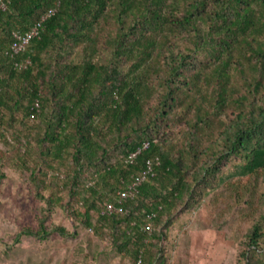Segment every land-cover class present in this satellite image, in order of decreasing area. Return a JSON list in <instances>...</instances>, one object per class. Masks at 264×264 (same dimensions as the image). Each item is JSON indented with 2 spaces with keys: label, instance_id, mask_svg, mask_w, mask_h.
<instances>
[{
  "label": "trees",
  "instance_id": "1",
  "mask_svg": "<svg viewBox=\"0 0 264 264\" xmlns=\"http://www.w3.org/2000/svg\"><path fill=\"white\" fill-rule=\"evenodd\" d=\"M0 164L43 200L23 234L90 231L87 264H183L204 204L227 264H264V0H6ZM58 208L73 230L48 225Z\"/></svg>",
  "mask_w": 264,
  "mask_h": 264
},
{
  "label": "rangeland",
  "instance_id": "2",
  "mask_svg": "<svg viewBox=\"0 0 264 264\" xmlns=\"http://www.w3.org/2000/svg\"><path fill=\"white\" fill-rule=\"evenodd\" d=\"M42 204L43 200H39L29 186L23 183L14 166L0 164V254L3 257L0 264H87L84 256L89 245L94 249L97 242L99 248L102 244L90 231L80 229L77 237H64L55 232L46 239L23 234L24 228L36 229L39 226L43 216L40 211ZM201 209L202 217L206 218L205 204ZM47 223L49 226L56 224L74 229L72 221L60 208L52 212ZM218 232L224 237L225 231L218 229ZM228 242L233 244L232 239ZM232 246L218 247L216 257L219 264H227ZM9 248L14 251L7 257L5 251ZM109 264L129 263L121 256L114 255Z\"/></svg>",
  "mask_w": 264,
  "mask_h": 264
},
{
  "label": "crops",
  "instance_id": "3",
  "mask_svg": "<svg viewBox=\"0 0 264 264\" xmlns=\"http://www.w3.org/2000/svg\"><path fill=\"white\" fill-rule=\"evenodd\" d=\"M195 214L191 223L184 225L186 232L181 233L183 245L188 250L183 264H212V262L217 264L219 262L216 257L218 247L220 245L231 247L233 244L228 242L231 239H228L225 233L222 237L217 229L209 225L206 218L199 219L197 213ZM179 244L178 242V246Z\"/></svg>",
  "mask_w": 264,
  "mask_h": 264
},
{
  "label": "built area",
  "instance_id": "4",
  "mask_svg": "<svg viewBox=\"0 0 264 264\" xmlns=\"http://www.w3.org/2000/svg\"><path fill=\"white\" fill-rule=\"evenodd\" d=\"M6 7V0H0V8L4 9ZM53 12V9H50L48 12L44 13L41 18L35 22V24H33L31 26V28L29 30H27L26 32L22 33V32H14L15 37L17 38V40L12 44L11 49L14 52H18L22 49L25 48V46L29 43V41L38 34L40 26L42 25V21L46 19L47 16H49L51 13ZM26 62H29V59H26ZM25 62V63H26ZM20 66H22L23 64H19ZM136 154V152L131 153L130 156H134ZM151 167V165L149 166V168ZM144 174L137 176L136 179L131 182L130 184H128V186L121 190L119 192V198H118V202L122 203L124 200L133 197L135 192H136V186L137 184H139L143 179H144ZM122 206L121 205H116L112 202H105V206L104 209L102 210L103 212L106 213H111L113 211H118L121 210ZM146 227L148 229L151 228L150 223H148L146 225Z\"/></svg>",
  "mask_w": 264,
  "mask_h": 264
},
{
  "label": "bare ground",
  "instance_id": "5",
  "mask_svg": "<svg viewBox=\"0 0 264 264\" xmlns=\"http://www.w3.org/2000/svg\"><path fill=\"white\" fill-rule=\"evenodd\" d=\"M40 19V18H39Z\"/></svg>",
  "mask_w": 264,
  "mask_h": 264
}]
</instances>
